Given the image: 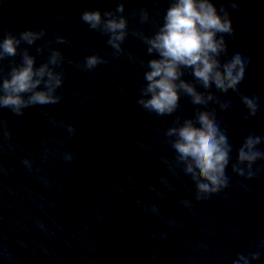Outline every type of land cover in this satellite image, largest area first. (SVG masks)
Instances as JSON below:
<instances>
[{
  "label": "clouds",
  "instance_id": "1",
  "mask_svg": "<svg viewBox=\"0 0 264 264\" xmlns=\"http://www.w3.org/2000/svg\"><path fill=\"white\" fill-rule=\"evenodd\" d=\"M230 2L233 9L238 7L236 0ZM124 11V3H119L115 10H84L81 13V20L90 29L108 36L107 43L116 55L124 53L122 44L128 35V18L122 15ZM139 17L141 23L147 22L148 10L141 9ZM233 33L227 7L221 4L218 9L213 0H170L163 22L154 33H135L147 46V54L153 56L146 62L145 83L136 103L157 116L176 113L181 95L189 97L193 105L203 106L197 107L191 118L176 116L165 132L166 142L175 152L174 165L182 166L184 173L191 177L197 200L208 199L229 187L226 168L232 146L227 129L222 127L216 109L209 108V104H219L222 111L229 108L230 102H221L220 96L210 89L214 86L220 94L229 90L237 92L244 79L249 61L242 52L221 60L228 54L225 36ZM45 35L44 29H27L18 34L9 31L0 38V64L10 57L20 56V62L13 61L6 73L0 67V108L9 109L16 116H23L25 109L57 104L62 99L57 90L64 82L63 53L49 48L47 60L37 66L36 57L23 46H32ZM55 42L68 43L62 35H57ZM52 43L49 40L38 45L37 53L42 54ZM106 62L100 55L93 54L77 66L90 71ZM185 70H191L195 83L183 78ZM197 84L204 91L199 90ZM240 100L247 112L244 119L255 117L260 107L259 97L242 95ZM69 131L74 132L72 126ZM4 134L10 138L7 130ZM261 143H264V136L249 134L244 139L231 165L233 173L248 180L258 175L261 169L254 165L258 160L264 161V152L258 149ZM65 158L70 161L74 154L66 153ZM23 163L31 166L27 159ZM182 203L190 205L191 202L183 200ZM153 210L156 211L155 207ZM259 248H264V240L257 245ZM259 257V250L249 251L247 255L238 254L232 264H251Z\"/></svg>",
  "mask_w": 264,
  "mask_h": 264
}]
</instances>
